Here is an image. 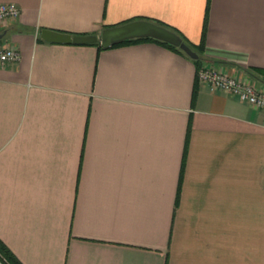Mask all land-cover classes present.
Listing matches in <instances>:
<instances>
[{
    "label": "crops",
    "instance_id": "crops-1",
    "mask_svg": "<svg viewBox=\"0 0 264 264\" xmlns=\"http://www.w3.org/2000/svg\"><path fill=\"white\" fill-rule=\"evenodd\" d=\"M0 239L22 264H264V108L139 41H48L135 19L264 87V0H0Z\"/></svg>",
    "mask_w": 264,
    "mask_h": 264
},
{
    "label": "built area",
    "instance_id": "built-area-1",
    "mask_svg": "<svg viewBox=\"0 0 264 264\" xmlns=\"http://www.w3.org/2000/svg\"><path fill=\"white\" fill-rule=\"evenodd\" d=\"M21 8L15 2L0 3V21L16 19L20 16ZM21 59L20 51L14 46L0 44V64L16 63ZM201 85L212 91H224L245 100L258 108H264V87L247 77L230 73L218 65H203L198 71ZM0 264H10L0 254Z\"/></svg>",
    "mask_w": 264,
    "mask_h": 264
},
{
    "label": "water",
    "instance_id": "water-1",
    "mask_svg": "<svg viewBox=\"0 0 264 264\" xmlns=\"http://www.w3.org/2000/svg\"><path fill=\"white\" fill-rule=\"evenodd\" d=\"M41 36L48 41L78 44L100 43L103 47H110L135 38L152 37L181 48L193 59L200 57L199 53L179 33L149 19H135L116 26L106 27L99 34H71L44 29ZM3 37L4 34H0V40Z\"/></svg>",
    "mask_w": 264,
    "mask_h": 264
},
{
    "label": "trees",
    "instance_id": "trees-1",
    "mask_svg": "<svg viewBox=\"0 0 264 264\" xmlns=\"http://www.w3.org/2000/svg\"><path fill=\"white\" fill-rule=\"evenodd\" d=\"M150 20V19H149ZM152 20V19H151ZM154 22H157L161 25H164L172 30H174L175 32L179 33L183 39L189 44L192 46L193 49H195L200 57L198 59H195L198 61V64H199V68H201L203 65H202V57L204 55V51H205V43H204V37H205V33H206V24H205V27H204V31H203V41L199 44V45H194L193 43H191L189 40L186 39V37L180 33L177 29L169 26V25H166L160 21H155V20H152ZM146 40H152V41H156V42H159V43H162L164 45H166L167 47H170L176 51H179L185 55H187L181 48L171 44V43H168L166 41H163V40H159V39H156V38H152V37H145V38H135V39H131V40H126V41H123V42H120V43H117L115 45H112V46H118V45H122V44H126V43H132V42H139V41H146ZM97 45H99L100 47H102V45L100 43H95ZM0 254L5 257L8 262L10 264H22L19 259L13 254V252L7 247V245L0 239Z\"/></svg>",
    "mask_w": 264,
    "mask_h": 264
}]
</instances>
